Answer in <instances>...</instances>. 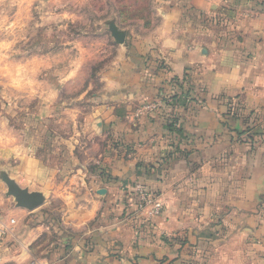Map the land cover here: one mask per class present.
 <instances>
[{"label":"crops","instance_id":"0c3cea01","mask_svg":"<svg viewBox=\"0 0 264 264\" xmlns=\"http://www.w3.org/2000/svg\"><path fill=\"white\" fill-rule=\"evenodd\" d=\"M159 10L163 30L126 35L103 88L71 114L70 153L23 178L45 204L18 208L0 184V211L17 220L0 264H264V0ZM137 184L160 216L131 208ZM49 214L68 243L47 247Z\"/></svg>","mask_w":264,"mask_h":264},{"label":"rangeland","instance_id":"374dc122","mask_svg":"<svg viewBox=\"0 0 264 264\" xmlns=\"http://www.w3.org/2000/svg\"><path fill=\"white\" fill-rule=\"evenodd\" d=\"M161 2L0 0V184L7 192L3 175L22 187L23 178L33 176L39 165L71 150L65 146L74 131L71 114L88 108L82 97L103 88L117 45H124L116 42L110 24L128 36L155 37L165 26ZM218 24L228 27L226 19ZM146 60L158 63L153 53ZM88 147H80V158H88ZM62 203L56 199L53 205L61 210ZM160 214L150 210L148 217ZM45 219L47 247L68 243L72 232L62 215Z\"/></svg>","mask_w":264,"mask_h":264},{"label":"water","instance_id":"95a60500","mask_svg":"<svg viewBox=\"0 0 264 264\" xmlns=\"http://www.w3.org/2000/svg\"><path fill=\"white\" fill-rule=\"evenodd\" d=\"M112 36L118 44H124L126 33L121 31L115 23L110 24ZM2 181L6 184L8 197H13L16 206L27 211H35L45 204V196L41 192H31L29 189L22 188L14 179L5 174Z\"/></svg>","mask_w":264,"mask_h":264},{"label":"built area","instance_id":"2783aa9c","mask_svg":"<svg viewBox=\"0 0 264 264\" xmlns=\"http://www.w3.org/2000/svg\"><path fill=\"white\" fill-rule=\"evenodd\" d=\"M138 195V202L140 203L138 209L142 210L145 207L151 206V215L160 214L163 203L161 200L153 198L151 194L145 189V187L141 184H137L134 187ZM17 227V220L14 218L7 219L6 216L0 211V247L3 244L4 239L8 236H11L15 233ZM31 264H44L38 260L32 262Z\"/></svg>","mask_w":264,"mask_h":264},{"label":"trees","instance_id":"16d2710c","mask_svg":"<svg viewBox=\"0 0 264 264\" xmlns=\"http://www.w3.org/2000/svg\"><path fill=\"white\" fill-rule=\"evenodd\" d=\"M223 21H225V19L226 18H221ZM220 22V19H219V21L217 22V23H219ZM107 178H110V177H108L107 176ZM111 179V178H110ZM150 194H151V196L153 197V198H155V193H154V191H152V190H150V189H146ZM132 193H133V195L135 196L134 197V202H136V204H134V206H132L131 208H134V209H136V208H138V195H137V193H136V191L133 189L132 190Z\"/></svg>","mask_w":264,"mask_h":264}]
</instances>
